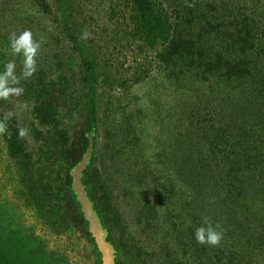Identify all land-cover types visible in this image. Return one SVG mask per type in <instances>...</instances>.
<instances>
[{"label": "trees", "instance_id": "16d2710c", "mask_svg": "<svg viewBox=\"0 0 264 264\" xmlns=\"http://www.w3.org/2000/svg\"><path fill=\"white\" fill-rule=\"evenodd\" d=\"M110 1L107 21L111 27H115L112 23L118 24L125 18L116 12L118 2L130 7L132 18L127 26L132 28V35L141 36L143 41L132 53L143 56L148 48L156 49L162 44L157 59L159 66L167 67L171 79L176 78L179 84L182 77H186L191 82L205 81L217 88L209 99L199 98L194 102L186 99L185 107L182 106L178 113L179 120L168 123L164 131L161 129L157 145L163 149L178 146L174 152L182 156L193 138L200 140L205 153L189 176L196 178L195 185H199L200 190L204 188L200 194L209 191L208 194L215 195L207 198L224 213H215V221L224 225L229 222L226 228L223 227V233L229 228L231 237L228 235V239L227 234H223V240L216 247L196 243L194 231L199 226L193 223L198 209L189 202L184 203L189 198L187 193L181 192L180 202H183L180 206L166 210L159 191V205L150 206V203H138L136 195L127 186L120 191L112 186L108 167L113 165L105 164V154L100 155L99 151L98 98L103 84L111 81L110 64L113 68L116 65L104 61L93 50L95 47L80 39L74 28V25H81L82 34L88 25L86 21H93L91 12L94 11L90 8L93 0H35L40 10L52 17V22L60 23L61 33L72 43V51L77 52L79 58L64 57L63 38L54 36L56 45L52 44L51 49L47 48L48 43H42L37 72L32 78L21 80L19 85L23 88L22 98L32 106L33 119L27 129L35 144H39V168L31 167L27 138L18 136L21 123L3 111L9 99L0 100V119L7 118L8 124V132L0 136V150L7 152L8 161L15 162L18 185L27 189L29 203L35 205L34 215L40 216L51 231L64 233L69 240L64 248L59 245L54 248L49 240L26 225L29 222L26 210L18 213L12 208L11 200L0 198V264H103L73 187L72 172L84 161L82 184L106 233V241L113 252V264H263L264 121L261 119L258 123L257 119L260 115L264 118V0ZM10 11L4 5L0 6V70L3 63L14 59L20 66V69L16 67V72L21 73L22 58L10 55L9 39L13 33L24 30H31L36 36L39 30L34 26H23L20 19L9 18ZM81 18L84 24L79 22ZM207 27L212 29L211 33L204 31ZM116 31L119 32L114 30L112 39L116 37ZM155 64L158 65L150 64L131 75L121 73L125 72L124 62L119 65L118 76L122 77L113 83L122 91L118 105L124 124L116 132L121 139L112 138L109 132L104 135L112 141L103 145L106 155L114 145L117 153L138 148L136 160L142 158L138 155H142L145 147L139 136L145 133V128L132 121V113H128L123 100L128 99L134 86L145 83ZM78 84L83 89L79 94L76 92ZM236 86L243 88L238 95L246 91L242 93L244 98L239 102L235 99L227 104L229 107L222 108L217 95L230 100L229 94ZM83 100L86 127L80 133H74L69 124L74 123L73 115L78 113L76 108ZM139 114L141 110L137 109L136 115ZM165 114L160 117L173 116L172 111L168 113L167 110ZM111 115L108 113L106 121ZM257 126L262 132H257ZM117 140L120 142L115 143ZM175 157L178 156H162L159 174L156 176L152 171L149 177L165 175ZM165 178L155 181L163 185ZM137 179L143 182L145 175L139 174ZM168 187L170 192L175 191L171 183ZM121 197L126 202L119 207L116 201ZM162 208L169 212L165 219L159 217ZM123 209L127 214L138 215L126 221ZM239 218H243L242 225L235 223ZM165 224L169 234H173L170 242ZM152 241L159 244L156 252L150 251Z\"/></svg>", "mask_w": 264, "mask_h": 264}, {"label": "rangeland", "instance_id": "374dc122", "mask_svg": "<svg viewBox=\"0 0 264 264\" xmlns=\"http://www.w3.org/2000/svg\"><path fill=\"white\" fill-rule=\"evenodd\" d=\"M110 3V0H93V2L90 4V8H92V10L94 11L91 12L93 21L87 20L86 24L88 25L83 30V32L86 30L90 33L89 39H81V25H74V28L78 31L77 34L79 35L80 39L83 40L84 43L91 44L93 47H95L93 50H96L98 55L101 56L104 61L109 60L111 61V63L116 65V67L113 68L110 64L109 76L111 77V81L110 83L103 84L102 88L99 90L98 98L100 114L99 127L101 131L99 134V143L101 142V144H99V151L101 152L100 155L105 154V164L112 163L113 165H110V167H108V172L110 173L109 178L110 181H112V186L117 187L118 191H120L122 187L125 188V186H127V189L133 192L134 195H136L138 203H150V206L159 205V199L161 198L157 194V191H159L163 198L162 201L165 202L166 210L172 206H180V203L183 202V200L180 202V199L182 197L181 192L187 193V196L189 198L185 199L184 203L189 202L191 206L198 209L195 211L197 219L194 221V225L200 226L205 220V217L214 224H220L219 221H215V213H222L223 209L221 208L218 211V205H216L214 201H210L207 198L208 196L215 197V195L208 194L209 191H205V194H200L204 188L200 190L199 185H195L196 178L189 176L192 173L193 167L197 164V161L200 159V157H202L201 155L205 153L200 140L197 139V137L195 139L193 138L196 143H194V141L190 142L187 145V148H185L187 152L182 153V156L181 154H179V152H174L176 151V148L178 146L171 145L172 148H170L169 146H165V149H163V147L157 145V140L159 139L158 137L159 133H161V129L163 128L164 131L168 123H175L179 120L178 113H180V111L182 110V106L185 107L184 104L186 103V99H189L191 102L197 101L199 100V98H201V100H205L206 98L209 99L208 96L217 88L213 86L211 87L210 84L205 81H200L197 83L193 81L191 82L189 78L186 77H182V80L179 84L177 83L176 78L171 79L168 76L167 67H165L164 64H160L161 66H159V61L157 59V53L162 51V44H160V46H158V48L156 49L148 48L143 56H137V53H132V50L136 49L138 44H143V41L141 39V36L136 37L135 35H132V28H129V26H127V23H131L132 18V13L129 9L130 7L123 3H116V12L124 15L125 18L122 19L118 24L112 23V25L115 27H111V25H109L107 21L109 18L107 12L110 9ZM1 5H4L9 10L11 9L12 14H10L11 11L7 14L9 18L12 17V19H15V21L20 19L18 21H21L20 23L25 27L34 26L36 30L38 28V35L34 36V39L35 37H40L39 40L42 39L43 42L48 43V49L52 48V44L56 45L54 36L61 35V37L63 38L61 49L62 52H65L64 57H69V55H73L74 57L78 56L77 52L72 51V43L69 41L65 34L61 33V28L59 27L60 23L52 22V17L50 15L49 17L46 16L44 12L40 10L35 0H0V6ZM25 22H27V24L24 25ZM79 22L83 23V19L81 18ZM122 22H124L125 24H121ZM117 29L119 30V32L117 33L116 31V37H113L112 39V33ZM6 30L8 29L5 28V31ZM204 31H208L211 33L212 29L210 27H207L206 29H204ZM209 39L210 38L208 37L207 40ZM123 62L125 63V72H121L123 73V75H131L135 72H138L143 67H149L150 64H158H155V66L152 67L153 71L151 72L150 77L145 81V83L139 86H134L128 99L123 100V105L127 107L126 109L128 113H132V121L135 124L144 125L145 128V133L139 136V138L141 139L142 147H145V150L143 149V152H140L142 155H138V157H142L138 161L136 160L138 148L133 147L130 150H125V152L124 150H122L120 153H117L116 151L118 149L114 148V145H111L107 155L106 153H104L103 148L104 144H109L112 142L111 140L108 141L104 135L108 134L107 132H109L110 135H113L112 138H120L117 137L116 132L120 131L121 126L124 124V117L121 111L122 109H119L118 105V100L122 97V91L117 84L113 83V80L120 79L122 77L118 76V71L120 70L121 63ZM16 67L20 69L18 63ZM77 71H79V68H77ZM55 72V70H53L52 72L54 76L57 75ZM187 73L190 74L193 72ZM19 74L20 73L17 72V75ZM76 88V92L78 94L83 90L80 84H78ZM242 89V87L236 86L232 93L229 94L232 98L230 100H228V98L224 100L220 95H217V97L219 96L218 104L222 108H227L229 107V105H227L229 102L235 101V99L238 100V102L241 101L244 98L242 97V93H246V91L243 90L242 93L238 95V93L241 92ZM22 97L23 92L19 96L10 97L9 103L6 104V108L3 111L6 112L7 115L11 116L12 119L19 121L21 123V126L27 129L33 119L32 106L27 105L26 100H24ZM85 108L86 105L83 100L81 101L80 106L76 108V110L78 109V113L73 115L74 123L71 124L70 122L69 124L73 126L72 131L74 133H80L82 128L86 127ZM163 108L165 109V111L163 110ZM137 109L141 110V114H139V116L136 115ZM186 109L189 110V108ZM167 110L168 113L172 111L173 116L170 118H166V116H164L163 118L160 117L162 114L166 115L165 112ZM108 113H111L112 115L110 116L109 120L106 121ZM250 113H253V111H251ZM254 113L257 112L255 111ZM225 119H227V117ZM261 119L264 121L262 115L259 116L257 122L259 123ZM260 128L261 127L257 126L255 129L257 130V132H262ZM26 138L28 141L27 151H29L32 162L31 167L37 170L39 168L38 162L40 159L39 144H35L33 136H29ZM119 142L120 141L117 140L115 143ZM179 148L181 149L182 147L179 146ZM169 155L178 156L175 157V160L173 162H171V169L168 170L165 175L163 174V176L160 175L157 178H150L149 175L152 171H154V174L156 176L159 174V167L161 164H158L160 162H163L162 156ZM112 156L115 159H110ZM172 168L175 170H173ZM193 173H195V170ZM139 174L145 175V179L143 180V182L138 181L137 175ZM164 177H166L165 184L158 185L155 180L160 178L164 181ZM6 182L7 184L9 183L7 188H5V186L0 187V198L2 200H11L12 208H15L18 213H22V211L25 210L27 211L29 215V222H26V225L33 229L38 235H41L45 237V239L49 240L50 244L53 245L54 248L56 245H59L60 248H64L65 245H68L67 242L69 239L68 237H66V235H64V233H54L48 228V226L40 216L34 215L35 205H31L29 203L30 199L28 194L26 193L27 189L21 188L22 186L20 188H13L12 186H10L11 180L8 181L7 179H4V183ZM170 183L175 187L174 192H170L169 190L168 185H170ZM117 195L119 196V192H117ZM221 201L222 200H220V204ZM125 202L126 201L121 197L118 202L116 201V204L119 207H122L125 205ZM62 204L66 206V201H63ZM166 210H164L163 208L160 209V219L166 218L169 213ZM129 214H127L123 209V218H125L126 221L127 219L138 215V213H132L130 215ZM222 215H224V213H222ZM235 223L236 225H242L243 218L237 219ZM228 224L229 222L226 225L222 223L220 225L222 226V228H226ZM164 226L166 228V233H168L170 242L172 239L171 235L173 234H169V230L167 231L168 227L166 224ZM44 227L48 228V232L44 233L42 231V229L44 230ZM229 227H231V224L229 225ZM182 228H184V226H182ZM185 229L186 227L183 230ZM131 230L133 229L131 228ZM229 232L230 229L227 228L225 229V232L223 234H227V237L228 235L229 237H231V235L228 234ZM160 244H162L161 239ZM152 249H154V251L158 250L159 244L152 241L150 251H152Z\"/></svg>", "mask_w": 264, "mask_h": 264}, {"label": "clouds", "instance_id": "9594fccd", "mask_svg": "<svg viewBox=\"0 0 264 264\" xmlns=\"http://www.w3.org/2000/svg\"><path fill=\"white\" fill-rule=\"evenodd\" d=\"M89 38L90 33L85 30L81 35V39L87 40ZM42 43V39H34L31 30L12 34L9 39L10 55L22 58V71L17 75L14 59L3 63V68L0 70V100L7 101L10 97L19 96L23 92V88L19 85L21 80H28L37 72V57ZM6 120L7 118L0 119V136L8 132ZM18 136L21 139L28 137V129L19 127ZM194 239L200 245L219 246L223 240V228L219 223L214 224L205 218L201 226L195 228Z\"/></svg>", "mask_w": 264, "mask_h": 264}, {"label": "water", "instance_id": "95a60500", "mask_svg": "<svg viewBox=\"0 0 264 264\" xmlns=\"http://www.w3.org/2000/svg\"><path fill=\"white\" fill-rule=\"evenodd\" d=\"M86 161L80 163L72 172L73 187L78 197V201L82 206L86 220L89 222L90 233L92 234L97 247L102 255L103 264H113V252L106 241V233L93 210L91 201L82 184V172L85 168Z\"/></svg>", "mask_w": 264, "mask_h": 264}, {"label": "flooded vegetation", "instance_id": "af4514ba", "mask_svg": "<svg viewBox=\"0 0 264 264\" xmlns=\"http://www.w3.org/2000/svg\"><path fill=\"white\" fill-rule=\"evenodd\" d=\"M17 167L15 165V162L12 160L8 161V155L6 151L0 150V187L5 186V188L8 187L7 182L4 183V179H7L8 181L11 180V185L13 188H20L18 185V179L16 171ZM20 183V182H19ZM46 230V231H45ZM42 231L48 232V228L44 227V230Z\"/></svg>", "mask_w": 264, "mask_h": 264}]
</instances>
